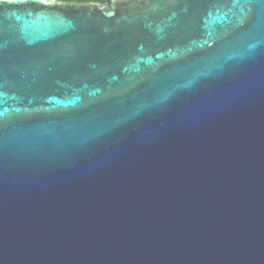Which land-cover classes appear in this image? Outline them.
Returning <instances> with one entry per match:
<instances>
[{"label":"water","instance_id":"95a60500","mask_svg":"<svg viewBox=\"0 0 264 264\" xmlns=\"http://www.w3.org/2000/svg\"><path fill=\"white\" fill-rule=\"evenodd\" d=\"M0 264H264V0H0Z\"/></svg>","mask_w":264,"mask_h":264},{"label":"flooded vegetation","instance_id":"af4514ba","mask_svg":"<svg viewBox=\"0 0 264 264\" xmlns=\"http://www.w3.org/2000/svg\"><path fill=\"white\" fill-rule=\"evenodd\" d=\"M59 1H65V2H68V1H82V0H59ZM108 0H93V1H84V2H99V3H105L107 2Z\"/></svg>","mask_w":264,"mask_h":264},{"label":"trees","instance_id":"16d2710c","mask_svg":"<svg viewBox=\"0 0 264 264\" xmlns=\"http://www.w3.org/2000/svg\"><path fill=\"white\" fill-rule=\"evenodd\" d=\"M82 1H93V0H82Z\"/></svg>","mask_w":264,"mask_h":264}]
</instances>
